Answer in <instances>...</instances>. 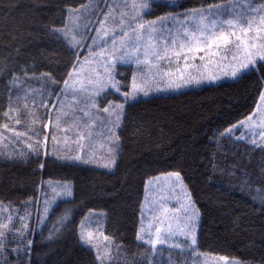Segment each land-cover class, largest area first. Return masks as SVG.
Segmentation results:
<instances>
[{
  "label": "snow or ice",
  "instance_id": "6c2138e0",
  "mask_svg": "<svg viewBox=\"0 0 264 264\" xmlns=\"http://www.w3.org/2000/svg\"><path fill=\"white\" fill-rule=\"evenodd\" d=\"M43 2L39 0V3ZM154 3L155 0H123L120 4L107 5V11L103 12L94 0L78 8L68 7L62 26L49 29L57 38L62 36L68 47L70 63L62 78L58 79L50 72L37 74L27 66L17 71L12 67L14 59L0 60V76L7 77L6 104L2 109L6 122L0 124V128L11 134L6 136L0 132V142L7 141L0 150V156L9 159L24 157L25 151L9 150L8 144L23 143L30 125L39 122L41 127L29 137L34 138L35 142L27 144L38 161L41 149L49 139L45 130L52 124L51 140L54 144L58 143L56 130L75 133L77 151L71 158L81 160L80 153L85 152L89 157L84 160L85 163L91 162L95 141L103 139L109 153L103 167L111 168L116 165V156L121 150L117 130L125 104L135 100L138 94L148 95L153 84L156 90H178L205 81L215 82L222 76L242 79L253 72L260 74L259 102L254 112L238 123L241 127L254 130L258 126L261 129L259 144L255 134L251 143L258 144L264 150V0H214L175 14L169 12L146 19L151 15L150 9ZM89 9H96L92 15H103V19L93 21L91 16L84 15ZM116 9H119L118 19ZM109 17H113L111 24H108ZM85 32H94L95 35L85 36ZM86 40L91 42L85 43ZM93 45L96 46L95 51ZM82 48L94 59L90 61L85 56L81 60ZM15 51L18 53L19 49ZM198 53H203L199 56V64L195 63ZM73 57L74 60L71 59ZM86 65L95 67L89 66L87 76H82ZM126 65L134 66L129 69L130 84L126 82L127 77L117 79L122 76L121 66ZM29 80H38L41 86L30 87L27 84ZM13 89H16L15 93ZM113 92L123 99H113ZM66 106L73 111L70 123L62 119L69 115L65 111ZM40 108L46 109L43 117L34 115V111ZM21 111L26 116L31 114V120L25 121L23 131L15 127L22 123L21 117L16 114ZM100 113L105 115L101 116ZM234 128L236 125H231L221 135H232ZM63 139L66 142L68 137ZM43 154L47 155V149ZM43 167L44 164L39 163V168ZM164 175L170 179L165 181L159 193L149 201L146 188L145 203L141 204L142 215L143 208L150 205L152 218L148 221L147 229L141 220L136 233V240L147 245L134 254L139 260L129 261L126 249L122 254V246L113 243V237L106 235L99 223L96 226L98 235L94 237L84 220L79 222V241L94 251L96 264H119L121 260L123 264H163L160 260L153 261L154 256L163 255V246L169 250H179L176 253L169 251L166 264H187L186 260L173 257H182L186 250L190 254L196 252L200 212L181 173L174 171ZM47 184L52 195L45 191L43 209L36 208L37 221L32 227L28 222L31 212L27 206L23 215L17 213L18 220L15 222L12 212L0 219L2 264H31V235L35 228L44 223L57 198L66 199L73 195L70 181L61 182L56 187L52 186L51 181ZM169 197L177 198L178 208L168 206ZM260 203L264 206V195H261ZM8 206L11 207V204ZM3 208V202H0V210ZM176 212H182V215L176 216ZM70 217L71 209L65 208L56 220L59 227L54 226V230L49 232V240L56 232L71 225ZM177 237L183 239L178 240ZM100 238L107 243L101 244ZM219 259L227 261L228 257L221 256ZM233 264H264V253L259 260H237Z\"/></svg>",
  "mask_w": 264,
  "mask_h": 264
},
{
  "label": "trees",
  "instance_id": "16d2710c",
  "mask_svg": "<svg viewBox=\"0 0 264 264\" xmlns=\"http://www.w3.org/2000/svg\"><path fill=\"white\" fill-rule=\"evenodd\" d=\"M88 2L0 0V60L14 59L12 67L17 71L27 66L37 74L64 77L70 63L66 40L49 29L62 26L68 7ZM211 2L182 0L177 7L184 10ZM152 8L148 17L169 13L175 6L156 3ZM6 78L0 76V121L5 119ZM260 90V74L253 72L242 79L128 104L118 132L117 166L110 173L51 158H2L0 202L22 213L26 206L36 213L42 180L72 183L73 197L58 202L45 224L31 235V264H96L94 252L78 238L79 222L90 210L106 214V234L122 246V252L126 249L132 261L147 247L136 240L146 182L174 170L180 171L201 215L197 236L201 252L242 262L259 260L264 253L260 203L264 150L221 134L254 111ZM39 163L44 164L42 169ZM65 208L71 209L72 223L49 240Z\"/></svg>",
  "mask_w": 264,
  "mask_h": 264
},
{
  "label": "rangeland",
  "instance_id": "374dc122",
  "mask_svg": "<svg viewBox=\"0 0 264 264\" xmlns=\"http://www.w3.org/2000/svg\"><path fill=\"white\" fill-rule=\"evenodd\" d=\"M94 2L98 3L99 10L101 12H103V11H107V5H109V4H117V3L120 4V3L123 2V0H94ZM180 2H182V0H155V3L153 5H156V3H161V4H166V5L169 4V5L175 6V8L170 11L171 13L175 14L177 12H182L183 11L180 8L177 7V4H179ZM152 9L153 8L151 7L150 12H152ZM80 11L84 12L83 9H81ZM93 11H96V9H89L88 12L84 13V15L91 16V19L93 21H96L97 19H103V15H99V16L92 15ZM118 12L119 11L115 12L117 14L116 15L117 19H118ZM159 16H162V15H159ZM152 18H154V17H146V19H152ZM81 22H83V16L81 17ZM112 22H113V17H109L108 24H111ZM91 26L92 25H89V27H91ZM96 26H98V24ZM90 35H95V33L94 32H91V33L85 32V36H90ZM90 42H91L90 40H86L85 41V43H90ZM93 50L94 51L96 50V46L95 45H93ZM80 54H81V60H83V58L85 56H87L90 61L94 59L93 57L88 55L86 49H83V48L80 49ZM200 55H203V53H198L197 54V57H196V60H195V63H197V64L200 63V61H199V56ZM89 66L95 67V65H86L84 72L81 74L82 76H87V74H88L87 70H88ZM133 67L134 66H132V65L121 66L120 71L122 73V76H118L117 79H122L123 77H127V81L126 82L130 84L131 73H130L129 69H131ZM234 80H236V79L222 76L219 80H217L215 82H207V81H205V82H203V83H201L199 85H188V86L181 87L178 90H156L155 89V85L153 84L152 90H150L148 92V95H144L143 93H140V94L137 95L135 100H130L128 103L125 104L124 114H123L122 119H121V125H120V128L117 130V132H119V130L121 129V127L123 125V119H124V116L126 114V108L128 107V104H130V103L137 102L140 99H148L149 97H153V96H160V95L170 96L171 94H179V93L184 92V91L192 90V88H202V87H205V86H213V85H216V84L224 83V81H234ZM27 84H28V86L33 87V88H39L41 86V84H40V82L38 80H29L27 82ZM122 90H124V89H122ZM15 91H16V89H13L14 93H15ZM112 98L113 99H119V100L123 99L122 97H120L119 94L114 93V92H113ZM258 102H259V100H258ZM72 103H75V102H72ZM45 111H46V109L40 108V109L34 111V115L43 117ZM65 111L68 112L69 115L63 116L62 119L63 120H67L70 123L71 122V116L73 115V111H72V109L68 108L67 106L65 108ZM52 113H53V116H54L55 115V109L52 110ZM16 114L21 117L22 123L19 124V125H15V127H16V129L23 131L25 129V121H29L30 122V120H31V114L26 116L23 113V111H21L19 113H16ZM75 114L76 115H81L80 113H75ZM100 115L104 116L105 114L100 113ZM241 121H244V119L241 120ZM5 122H6V118L3 121H0V124H3ZM234 125H236V128L233 129L232 135H223L224 138L230 137L229 139H232L234 142L238 141L240 143H245L247 145L249 144V145H252L254 147H259L258 146V144H259V132L261 131V129L258 126L253 130V129H250V128L241 127L238 122L236 124H234ZM10 126H12V125H10ZM40 127H41V123H39V122H37L35 124H31L29 130L25 132V136L23 137L24 142L23 143H19V144H15V145L8 144V149L12 150L14 148L17 151H19V150L25 151L26 155L24 157H21V158H18V159H23V158L24 159H29L30 157H34L35 155L32 154L30 152V150L27 148V144L35 142L34 138L33 139H29V137L31 136L32 132L36 131ZM62 128H63V125H62ZM45 131L48 133L49 139L47 140L44 148L41 149V157L40 158H42L43 161H45V159H47V158H51V159H54V160L56 159L57 161L62 162V163H66L67 162V163H72V164H76V165L78 164V165L86 166V167L89 166V167H92V168H95V169H98V170L100 169V170H103V171H106V172H109V173L113 172L116 169L117 165H115V166H113L111 168L103 167L104 161L109 157V153L106 150L108 145L104 142L103 139H99V140L95 141L94 148L92 149V153L93 154H92V156L90 158L91 162L85 163L84 160L85 159H89V157L86 155L85 152H81L80 153L81 156H82L81 160H75V159L71 158V157H74L76 155V151H77V145L74 142L75 133L73 131H71V130H68V131L56 130L55 134L57 135V139H58V143H56V144H54L52 142V140H51V135L53 134V125L50 124L49 127ZM0 132H4V134L6 136L7 135H11L10 133H7L6 130H4L2 128H0ZM254 134H255V136H256V138L258 140V144L257 145H253L251 143V140L253 139ZM118 135H119V133H118ZM64 137H68L66 142L63 139ZM6 143H7L6 140L0 142V150L3 149V146ZM120 145H121V143H120ZM45 149H47V155L43 154ZM118 157H119V153L116 156V161L118 160ZM2 158L6 159V160H12V159L6 158L4 156H0V160H2ZM14 159H17V158H14ZM174 171H178V170H174ZM174 171H172V172H174ZM181 177H182V175H181ZM156 178H158V179H156ZM169 179L170 178L165 176L164 173H163V175L155 176V177H153L152 179H149L146 182V188H147L149 201H151L153 199L155 194L159 193L160 188L162 186H164L165 181H168ZM48 181L52 182V186L53 187H56L59 183L63 182V181H57V180L54 181V180H50V179H47L46 181L42 180L43 189L39 191V201L40 202H39V205H38V207L41 210L43 209V201H44V193H45V191L48 192V195H52L51 190L48 188V184H47ZM71 185H72V183H71ZM187 189H188V187H187ZM145 191H146V189H145ZM177 192H179V189H177ZM72 197H73V195H72ZM72 197H69V198H66V199L57 198V201L55 202L53 207H55L58 202L63 201V200H68V199H70ZM144 203H145V198H144L143 204ZM168 206L170 208L171 207L178 208L179 207V203H178L177 198L169 197L168 198ZM52 209H50L48 216L52 212ZM9 212L13 213V221L14 222L18 220L17 213L20 214V215H23V213L20 212L17 208L14 210L13 208L9 207L7 204L4 203V208L2 210H0V219H3V217L8 215ZM141 213H142V209H141ZM175 215L176 216H181L182 212H176ZM48 216L46 217L45 221L47 220ZM140 218H141V220H143L144 226L147 229L148 221L152 218V211H151L150 205H146L143 208V215L141 214ZM200 219H201V215H200V218H199V223H200ZM82 220H84L85 225L87 227H89L93 231L94 237H96L98 235V231H97V227H96L97 223L102 225V231L106 234V230H105L106 214L103 211H101V212H99V211H90ZM36 221H37L36 213H31V216L28 218L29 226L32 227L36 223ZM45 221H44L43 224H45ZM42 225L37 226L35 228V231L32 233V235H35L36 232L41 228ZM140 225H141V222H140ZM139 228H140V226H139ZM198 231H199V224H198V229H197V236H198ZM176 239L182 240L183 237H177ZM100 240H101V244L107 243V242H104L102 240V238H100ZM197 240H198V237H197ZM139 242L141 244H143L142 241H139ZM113 243H115V240H113ZM86 247L89 249L88 246H86ZM159 247H161V246H158V248ZM195 247H196V252L194 254H190L186 250L182 257L174 256L173 258H175V259H184V260L187 261V264H233L234 261H237V259H233V258L232 259H228L227 261H224V260L219 259L220 256H217V255H214V254H210V255L209 254H205V253L201 252V250L198 248V243H197V245ZM163 248H164L163 255L154 256L153 257V261L160 260V261L163 262V264H166L169 251H172L174 253L179 252V250H169L167 248V246H163ZM90 251L94 252L92 250H90ZM122 254H123V252H122ZM137 260H139V257L138 256H133V260L132 261H137ZM119 264H123V260L119 261Z\"/></svg>",
  "mask_w": 264,
  "mask_h": 264
},
{
  "label": "crops",
  "instance_id": "0c3cea01",
  "mask_svg": "<svg viewBox=\"0 0 264 264\" xmlns=\"http://www.w3.org/2000/svg\"><path fill=\"white\" fill-rule=\"evenodd\" d=\"M117 4H119V3H117ZM117 11H119V9H116V10H115V12H117ZM93 12H94V11H93ZM93 12H92V13H93ZM192 89H198V88H192ZM188 91H190V90H188Z\"/></svg>",
  "mask_w": 264,
  "mask_h": 264
}]
</instances>
